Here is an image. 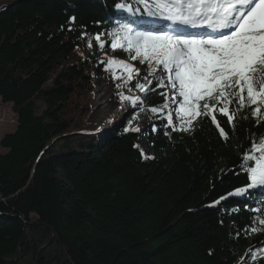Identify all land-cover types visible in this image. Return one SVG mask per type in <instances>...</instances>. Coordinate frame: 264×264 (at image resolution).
Returning a JSON list of instances; mask_svg holds the SVG:
<instances>
[{"label":"trees","instance_id":"trees-1","mask_svg":"<svg viewBox=\"0 0 264 264\" xmlns=\"http://www.w3.org/2000/svg\"><path fill=\"white\" fill-rule=\"evenodd\" d=\"M116 3L146 12L138 0H16L0 7V99L12 104L17 120L0 142L6 150L0 154V264H35L51 237L39 264H243L242 256L252 264L250 250L264 247V232L249 231L260 215L253 209L264 208L258 188L209 206L248 183L241 153L252 134H264L249 109L240 113L249 119L236 118L234 129L214 113L228 141L211 117L199 118L191 132H172L163 127L168 109L155 113L144 135L155 156L144 149L140 131H124L139 127L142 105L101 135L86 129L91 94L77 93L94 77L88 68L117 78L122 66L105 71V62L130 58L111 48L122 23ZM123 22L135 25L137 17ZM97 34L109 42L104 58L80 57L48 82L79 42ZM130 87L131 80L119 92L131 95ZM163 91L143 104L159 107ZM38 103L46 107L41 115Z\"/></svg>","mask_w":264,"mask_h":264},{"label":"snow or ice","instance_id":"snow-or-ice-1","mask_svg":"<svg viewBox=\"0 0 264 264\" xmlns=\"http://www.w3.org/2000/svg\"><path fill=\"white\" fill-rule=\"evenodd\" d=\"M138 2L145 6L148 16L169 23L154 30H137L132 24L123 23L113 31L111 48L123 49L131 60L147 65V83L135 84L144 97L118 92L121 102L139 106L148 94L164 88L160 93L164 103L150 109L152 113H163L175 106L167 113V124L163 127L171 128L172 132H191L198 118L211 117L225 141L229 135L214 113L226 116L233 129L236 118L249 119V115L240 116L245 109L250 110L257 125L264 123V0H151V5L148 0ZM115 8L132 11L125 3H116ZM178 25L184 26L183 29ZM95 40L99 47H104L100 34ZM114 64L121 65L127 74L124 83L116 85L118 89L140 74L139 68L124 61L109 59L106 66ZM232 105L235 107L231 108ZM128 123L131 125L132 120ZM124 131L139 132L140 128L126 127ZM152 131H157L156 125ZM165 135L170 133L166 131ZM141 155L152 158L143 151ZM240 170L246 174L248 183L213 201L210 207L229 197H245L249 190L264 188V134L251 135L249 147L241 153ZM224 174L221 169V177ZM253 211H259L260 215L253 219L249 231L264 232V208ZM261 258L264 247L250 250L252 264H258ZM240 261L248 264L245 256Z\"/></svg>","mask_w":264,"mask_h":264},{"label":"rangeland","instance_id":"rangeland-1","mask_svg":"<svg viewBox=\"0 0 264 264\" xmlns=\"http://www.w3.org/2000/svg\"><path fill=\"white\" fill-rule=\"evenodd\" d=\"M16 0H0V7L8 6L11 3L15 2ZM116 13L123 14L124 12L128 13V10L126 9H116ZM94 36L90 41L92 46L89 47L88 41H83L78 43V49L76 52L71 55V58L68 62H63L62 66H59L55 73L51 74L50 80L48 82H51V79L54 78L56 73H59L62 68H66L69 64H74L79 62L80 57H92L94 59H100L104 58L106 54L109 52V44L108 40L105 38V36H100L101 41L104 44V47H99L98 42L95 40ZM112 58V57H111ZM107 61L105 62V68L104 70H110L115 67L114 65L106 66ZM89 71L94 73V77L91 82L83 87L77 94L80 96H88L91 94V97H87L90 111L87 114V116L84 119L85 127L88 131L94 133H98L101 135L103 132L107 131L108 129L112 128L114 124L119 123L121 120H124L127 118V114H125L127 111H130L131 108L136 107V105H132L127 102H121V100L118 98L117 93L123 88H117L116 85L118 83L124 82V78H126V73L124 71H121L120 73H117V78L112 77L111 74H100L97 72V69L95 66H91L88 68ZM146 72V71H144ZM145 76H147L146 73L139 75H135L134 79L131 81V95H141V92L139 89L135 87V84L137 82L144 83ZM118 79V82H116ZM150 79V77H148ZM87 80V79H86ZM145 82H147L145 80ZM171 91L170 89L168 90ZM100 105V108L97 106ZM175 106H171L169 108V111H172ZM46 109L45 105L43 103H38V110L37 114L41 115L43 111ZM154 113L150 111V109H144L143 111H140V109L136 113V119L139 121V128L141 132V139H142V145L145 150H147L145 141H144V126L147 121V119L152 116ZM17 126V120L16 115L13 112L12 104L10 103H3L0 99V142L3 139V137L7 134H12ZM196 126V122L194 123V127ZM99 129V131H97ZM73 147L77 149V144H73ZM6 153L5 149H2L0 146V154ZM151 153V152H150ZM152 155V154H151ZM155 156V155H152ZM35 217H31V221H35ZM255 233H253L254 235ZM246 235L252 237V234L250 232H247ZM48 244V243H47ZM50 244V243H49ZM48 244V245H49ZM47 245V246H48ZM45 246V245H44Z\"/></svg>","mask_w":264,"mask_h":264},{"label":"water","instance_id":"water-1","mask_svg":"<svg viewBox=\"0 0 264 264\" xmlns=\"http://www.w3.org/2000/svg\"><path fill=\"white\" fill-rule=\"evenodd\" d=\"M8 216H9V215H8ZM10 217H12V216L10 215ZM51 241H52V237L50 238V241L48 242V244H49ZM48 244H46L45 246H43V247L39 250L38 254H37L36 257H35V264H39V262H38V258H39V256H40V254L44 251V249L47 247Z\"/></svg>","mask_w":264,"mask_h":264},{"label":"bare ground","instance_id":"bare-ground-1","mask_svg":"<svg viewBox=\"0 0 264 264\" xmlns=\"http://www.w3.org/2000/svg\"><path fill=\"white\" fill-rule=\"evenodd\" d=\"M125 13H127V12H125ZM98 107L100 108V105H98L97 108H98Z\"/></svg>","mask_w":264,"mask_h":264}]
</instances>
